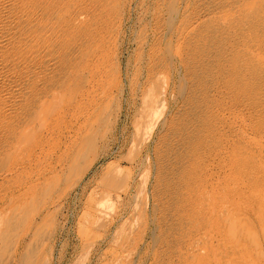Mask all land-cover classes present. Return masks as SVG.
I'll use <instances>...</instances> for the list:
<instances>
[{
  "label": "rangeland",
  "instance_id": "rangeland-1",
  "mask_svg": "<svg viewBox=\"0 0 264 264\" xmlns=\"http://www.w3.org/2000/svg\"><path fill=\"white\" fill-rule=\"evenodd\" d=\"M0 4V264H264V0Z\"/></svg>",
  "mask_w": 264,
  "mask_h": 264
},
{
  "label": "bare ground",
  "instance_id": "bare-ground-1",
  "mask_svg": "<svg viewBox=\"0 0 264 264\" xmlns=\"http://www.w3.org/2000/svg\"><path fill=\"white\" fill-rule=\"evenodd\" d=\"M14 1V0H13ZM210 1V0H209ZM212 1V0H211ZM32 2H34V1H32ZM32 2H31V4H32ZM38 2V1H37ZM207 2V1H206ZM240 2V1H239ZM9 3H11V2H9ZM36 3V2H35ZM221 3V2H220ZM16 4V3H15ZM21 4V3H20ZM20 4H19V6H20ZM28 4V3H27ZM237 4V3H236ZM1 5V4H0ZM3 5V4H2ZM10 5V4H9ZM37 5H38V3H37ZM56 5V4H55ZM55 5H53V6H55ZM212 5V4H211ZM13 5L11 4V7H12ZM35 6V5H34ZM2 7V6H1ZM14 7V6H13ZM12 7V8H13ZM16 7V6H15ZM21 7V6H20ZM35 7H37V6H35ZM52 7V6H51ZM59 7V6H58ZM214 7H216V6H214ZM25 8V7H24ZM45 8V7H44ZM1 9V8H0ZM2 9H3V7H2ZM29 9V8H28ZM36 9V8H35ZM77 9V8H76ZM19 10V9H18ZM22 10V9H21ZM3 11H4V9H3ZM11 11V10H10ZM14 11V10H13ZM35 11V10H34ZM59 11V10H58ZM25 12V11H24ZM36 12V11H35ZM38 12V11H37ZM36 12V13H37ZM54 12V11H53ZM2 13H4V12H2ZM13 13V12H12ZM8 14V13H7ZM35 14V13H34ZM1 15V14H0ZM14 15V14H13ZM5 16H6V14H5ZM28 16V15H27ZM35 16V15H34ZM42 16V15H41ZM14 17V16H13ZM19 17V16H18ZM36 17V16H35ZM39 17H40V15H39ZM21 18V17H20ZM19 18V19H20ZM23 18V17H22ZM33 18V17H32ZM1 19H2V17H1ZM34 19V18H33ZM37 19V18H36ZM13 20H15V19H13ZM29 21V20H28ZM42 21V20H41ZM40 21V22H41ZM12 23H13V21H12ZM19 23V22H18ZM27 23V22H26ZM77 24H79V23H77ZM28 25V24H27ZM26 26V25H25ZM26 30V29H25ZM44 33V32H43ZM72 34V33H71ZM57 35V34H56ZM28 38V37H27ZM11 39V38H10ZM9 40V39H8ZM26 40V39H25ZM4 41V40H3ZM3 45H4V42H3ZM39 45V44H38ZM8 46V45H7ZM36 46V45H35ZM58 48V47H57ZM33 50H34V48H33ZM43 50V49H42ZM45 51V50H44ZM36 52V51H35ZM31 53V52H30ZM34 53V52H33ZM40 53V52H39ZM50 54V53H49ZM35 55V54H34ZM44 55V54H43ZM33 56V55H32ZM40 58V57H39ZM45 58V57H44ZM39 62V61H38ZM24 70V69H23ZM76 74V73H75ZM200 74V73H199ZM202 74V73H201ZM24 84V83H23ZM23 89V88H22ZM13 101V100H12ZM22 102V101H21ZM260 107V106H259ZM261 108H257L256 110L257 111H259ZM262 110V109H261ZM252 111V110H251ZM253 112V111H252Z\"/></svg>",
  "mask_w": 264,
  "mask_h": 264
}]
</instances>
